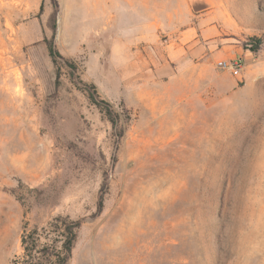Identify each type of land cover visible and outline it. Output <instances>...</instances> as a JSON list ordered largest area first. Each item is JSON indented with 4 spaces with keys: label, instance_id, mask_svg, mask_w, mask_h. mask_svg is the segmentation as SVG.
<instances>
[{
    "label": "rangeland",
    "instance_id": "rangeland-1",
    "mask_svg": "<svg viewBox=\"0 0 264 264\" xmlns=\"http://www.w3.org/2000/svg\"><path fill=\"white\" fill-rule=\"evenodd\" d=\"M70 1L0 0V264H264V0Z\"/></svg>",
    "mask_w": 264,
    "mask_h": 264
},
{
    "label": "crops",
    "instance_id": "crops-1",
    "mask_svg": "<svg viewBox=\"0 0 264 264\" xmlns=\"http://www.w3.org/2000/svg\"><path fill=\"white\" fill-rule=\"evenodd\" d=\"M78 5L85 12L87 10V19H85V24L87 23L88 25V27H86L80 34V39L92 40L94 37L99 35L105 41L110 40L111 47L113 49H118L120 47V30L111 28V31H109L110 28L108 25L111 23L112 26V21L118 17V15L114 14V10H120V0H71L69 4L71 12L77 8ZM65 6L68 8L67 3ZM99 20L103 21V23L100 24V29L97 28L95 30L89 27L91 22H97V24H99ZM180 22L182 23V20ZM175 23H177V21ZM149 34V31H140L139 33H135V41L145 42L150 39Z\"/></svg>",
    "mask_w": 264,
    "mask_h": 264
},
{
    "label": "trees",
    "instance_id": "trees-1",
    "mask_svg": "<svg viewBox=\"0 0 264 264\" xmlns=\"http://www.w3.org/2000/svg\"><path fill=\"white\" fill-rule=\"evenodd\" d=\"M53 1L57 5L56 0ZM53 31H55V29ZM49 53L54 61L55 57L59 55L58 52L54 50L52 44H50L49 46ZM78 227L79 226L77 225V227L69 228L66 231V239L60 252L55 251L56 247H53L55 248V250H53L52 252L51 248H48L46 250L42 248L40 244V236L37 229L30 232L25 231L22 237V246L25 252L23 256L24 260L23 262H19V260L17 259L14 260L12 264H44L43 262H41V260L43 259V257L47 256V254L54 259V262L52 264H67L71 256L74 243L76 241V229Z\"/></svg>",
    "mask_w": 264,
    "mask_h": 264
},
{
    "label": "built area",
    "instance_id": "built-area-1",
    "mask_svg": "<svg viewBox=\"0 0 264 264\" xmlns=\"http://www.w3.org/2000/svg\"><path fill=\"white\" fill-rule=\"evenodd\" d=\"M218 66L220 69L231 71L233 74L238 75L241 70L242 66L238 62H226V61H221L218 63Z\"/></svg>",
    "mask_w": 264,
    "mask_h": 264
}]
</instances>
